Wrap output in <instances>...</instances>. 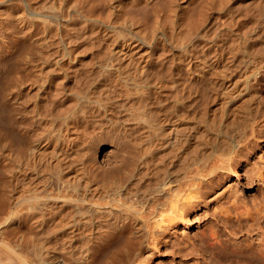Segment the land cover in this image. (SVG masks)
<instances>
[{"label":"bare ground","instance_id":"1","mask_svg":"<svg viewBox=\"0 0 264 264\" xmlns=\"http://www.w3.org/2000/svg\"><path fill=\"white\" fill-rule=\"evenodd\" d=\"M1 22L4 49L42 48L11 74L20 108L0 84V264H113L107 248L142 244L147 264L220 174L264 186L263 165L242 166L264 139V0H1ZM214 197L238 228L206 221L200 244L264 264V198Z\"/></svg>","mask_w":264,"mask_h":264},{"label":"rangeland","instance_id":"2","mask_svg":"<svg viewBox=\"0 0 264 264\" xmlns=\"http://www.w3.org/2000/svg\"><path fill=\"white\" fill-rule=\"evenodd\" d=\"M5 7L6 8H4L3 10H5V13H6L8 11V10L6 11V9H8V8H7V6H5ZM9 8L11 10V6H9ZM0 24H3V23L1 22ZM261 24L262 23H260V25ZM1 28H4L3 30H6L5 27H1ZM3 30H0V31H3ZM243 31H245V29H243ZM2 35H3V33L2 34L0 33V41H1L0 42V54H1L0 58L1 57H3V58L5 57V58L4 59L1 58L0 61L2 59H3L2 61H4L5 59L6 60L8 59L7 60L8 62H6V60L4 61L5 64L2 61L0 62L1 63L0 64V67L1 68L3 67L2 70H5L4 72H7V73H4L0 69V73L2 72V76L4 74V79L0 75L1 76L0 77L1 82L4 81L3 84L1 82H0V84H1V87L2 88L3 87L5 88V89L3 88L4 90H6V88L9 87V89H7L8 91L7 90L5 91L6 93L9 92V93H7V98L6 99L8 100V98H9L11 100L14 97V94L13 93H15V91L18 89V86H19V79H16L18 77L17 74H19L17 72V70L20 71V68L19 67L22 66L21 63H23V66L26 63V60L25 59L20 60L21 57H24V56L27 55L30 59L32 58V61L34 63H36L37 62V59L35 60L34 58H38V53L41 52L40 50H41L42 47L37 46V44H34V45L37 46V49H35L36 46L34 47V45H30V44L28 45L27 41H24L25 43L22 42L23 45L21 43H20L21 45L19 44L20 45V48H22V50L18 47V44H16V45H12L11 44L8 49H4L3 48L4 46L2 45L3 42L1 40ZM25 44H27V45H25ZM21 46H23V47H21ZM11 47L14 48V49H11ZM25 47H27L29 49L32 48V49H30L31 51L34 50L32 52V54H30L29 52H31V51L28 49L29 50V52H28L27 48H25ZM1 48H3V49H1ZM15 48L16 49L18 48V49L16 50ZM15 51L16 52L18 51L19 53L17 52L18 54L16 55L15 54ZM11 52L13 54L11 56L8 55ZM21 52H23V53L25 52V53L22 54ZM34 52H37V53H35V55H33ZM3 53L5 55H3ZM6 53H8V54H6ZM6 56H9L10 58H12L14 56L12 58L13 61H15L14 58L16 60H18V58H19V60L16 61V62H14L16 64L10 63V62H13V61L11 59L9 60V57H6ZM34 56H36V57H34ZM7 64H8V66H10V69L8 68V66H6ZM3 65H5V67ZM13 66H15V67L18 66L19 69L18 68L17 69H14ZM5 68L6 69H9V71H7ZM11 69H13V70H11ZM21 69H22V67H21ZM11 71H15L17 73L11 72ZM8 73H10V74H8ZM11 74H14V76L17 75V77H14L13 76L14 77L13 78L11 76ZM25 74H26V76L28 75L27 78L29 77L27 80L24 79ZM25 74H23L24 75L23 76V79L26 80L25 81L26 83L27 82L30 83L29 81H30V77L32 75L31 70H28ZM6 76H7V78H6ZM9 77L10 78L12 77L11 80L12 79H16V81L18 80V83L17 82H16L17 84L14 83L15 80H13L14 81V82L12 81L13 84L12 83L10 84L9 83V81H10V78ZM5 81H7V82H5ZM6 83H9V85H7ZM10 85H12V86L10 87ZM15 85H18V86L15 87ZM12 87L14 89V90L12 89L13 90V93H12V91L10 89ZM10 100L8 101L9 103L11 102L12 105L15 104V105H13V108L14 107H19V108L21 107L22 104L20 102H18L17 100H14V102L12 100L11 101ZM17 102L20 103V104H18ZM9 103H7V104L5 103V107L7 106L6 109L9 108V106H10V105H8ZM0 104H2V102ZM12 105H11V107H12ZM5 107H4V105H0V108H1L0 110H2L3 113H4V111L7 112V110L5 109ZM11 107L8 110H12ZM3 108L5 110H3ZM21 110H19V112H21ZM12 111H14V110H12ZM0 114H1V111H0ZM23 115L25 116V113L24 112L23 113L21 112V114L20 113L19 114L16 113V116L17 117L16 116H14V117L16 119H19V118H23L24 117ZM4 117H5V115H4ZM257 142H258V145L255 148L254 154L252 155V157H250L251 160L249 159V161L244 162L242 164L243 168L245 166L253 163V161H255L257 165H263L264 166V164L261 163L264 160V139L263 138H260ZM224 176L225 177L222 178V175L220 174L221 184H220L219 191L224 190L228 185H230L232 183H236V185L241 188L243 197H246L247 198V200H246V198H244V199L249 203V205L256 201L255 200L256 197H257V199H260V200L256 201L258 203L262 200V198H264V195L261 196L262 194H264L263 193L264 192V186L261 183L257 182V181L255 183V180L253 182H250V181L247 182L246 179H245V174H244L243 170H239V172H238L237 175H234V174H230V175L225 174ZM219 191H217V192H219ZM217 192H214V193L212 192V193H210L206 197V200L209 199V201L208 200H207V202L205 201L206 202V206H203V207H194V208L190 209V211L187 213V216L185 218V221L186 222L185 221H183L182 223L179 222V223H176L174 225H169V226H167V228H163L162 233H160L158 235V241H159L158 242V245L155 248L152 249L153 252H151L152 254L150 255V259H149L150 262L148 261L147 264H149V263L150 264H162V263L163 264H261V263L255 262V261L254 262L253 261H250L249 258H248L249 257V254H241L240 255V254H237V253H233L234 252L233 251V247H231L227 242H226V246H227L229 252L226 253L225 255H222L220 258L215 257L212 252H209L210 250L209 249H206V247H204L205 245L202 242L200 244V242H199L200 240H198L199 237L196 236V235H197V233L200 232V230H202L203 225H204V223L206 221L209 224L211 222H213V223L210 224V225H212L215 228V229L213 228V231H215L216 228H219L214 233L217 234V232L220 231L217 235L221 234L222 235V238L225 239V240L226 239L229 240V236H228L229 233L228 232L231 231L230 229L238 228V226L236 225V221H235V215H236V212H237L235 210L234 211L232 210L233 212H231L230 214H228V216H229L228 219L229 220H227L228 222L226 221L228 224L227 223L223 224L222 222L220 223V220L218 222L219 215L213 217V215H212V212H213L212 205H213V199L215 198L214 195ZM211 196L213 198H211ZM252 196H255V197L253 198ZM210 198H211V200H210ZM207 210H208V215L204 216V214H205V212ZM208 221H210V222H208ZM230 222H234V223H230ZM222 226L227 227V229L225 230V227L223 228ZM227 230H228V232H227ZM216 234H214V235L217 236ZM189 235L191 237L193 236L194 238L192 237L191 238L192 240H190V238L187 239ZM185 236H186V238H185ZM215 236H214V238H215ZM238 236L239 237H242V234L240 233V234H238ZM184 239H186V240H184ZM193 239H194V241H193ZM196 239L198 241H196ZM182 242H187V243L186 244L184 243L185 244L184 245V244H181ZM190 242H192V243H190ZM142 245H144V244H142ZM142 245H138L137 246L138 248L136 247L137 249L135 248V246L132 247V249L130 250L131 252H129L127 254H125L123 252L121 253L119 250H118L119 253L116 252V248H117L116 247L114 249H115V252H116L117 255H114L113 254L115 252H114V250L112 248H107L104 251V253H103V258H106V259L111 260L113 262V264H127V262L129 264V260H131L130 263L133 264L132 262L136 261L135 259H136L137 255L145 251V247L142 246ZM182 245L184 246V248H183ZM191 246H192V248H191ZM134 249H136L138 252L135 253L136 250L134 251ZM112 250H113V252H112ZM120 255L122 256V258L120 257ZM127 259H128V261H127Z\"/></svg>","mask_w":264,"mask_h":264}]
</instances>
